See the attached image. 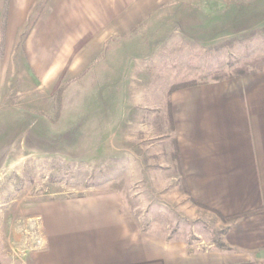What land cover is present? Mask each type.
I'll return each mask as SVG.
<instances>
[{
	"label": "crops",
	"instance_id": "obj_1",
	"mask_svg": "<svg viewBox=\"0 0 264 264\" xmlns=\"http://www.w3.org/2000/svg\"><path fill=\"white\" fill-rule=\"evenodd\" d=\"M36 1L5 0L4 35L8 39L12 30L13 48ZM201 1L46 0L22 45L29 82L40 84L35 95L96 74L107 78L120 73L127 79L124 65L133 61L135 47L138 61L147 59L144 49L154 47L163 58L158 64L169 63L165 71L177 72L176 61L197 57L194 49L213 42L209 35L217 29L207 17L215 13L178 6ZM217 1L255 13L264 10V0ZM237 10L228 14L235 16ZM165 31L170 32L166 39V34L160 36ZM127 48L132 51L126 54ZM114 64H119L116 69ZM204 66L197 68L198 76L188 71L186 79L205 78L210 68ZM168 105L188 203L223 222L252 213L224 223L220 243L205 246L171 227L172 217L161 211L167 206L163 187H140L136 195L130 186L101 187L73 198L26 201L21 211L22 204L14 200L0 204V227L10 212L32 217V222L39 219L45 242L43 248L27 251L24 264H264V71L176 90ZM148 192L160 196L155 208L145 211ZM4 237L0 235L2 243L9 244Z\"/></svg>",
	"mask_w": 264,
	"mask_h": 264
},
{
	"label": "rangeland",
	"instance_id": "obj_2",
	"mask_svg": "<svg viewBox=\"0 0 264 264\" xmlns=\"http://www.w3.org/2000/svg\"><path fill=\"white\" fill-rule=\"evenodd\" d=\"M45 1L34 3L29 20L19 31L13 48L12 30H9L5 40L8 15L5 0H0V114L25 110L44 117L49 127L53 128L51 131L74 130L78 135L73 133V138L86 142V154L78 161L64 156H40L27 152L23 146L24 139L20 138L13 147L7 168L0 176V204L11 205L16 200V205L22 204L21 211L26 201L73 198L95 192L101 187L130 186L135 195L140 187H163L162 202L167 206H163L161 211L172 217L171 227L185 231L192 240L202 241L205 246L219 244L227 222L209 210L192 207L183 193L184 183L168 100L174 86L192 81L212 82L235 75L241 69L251 71L263 68L264 10L255 13L253 8L252 12L244 7L238 9L235 4L228 7V4L217 0L183 3L178 6L205 7L215 13L206 17L210 19V25L213 24L211 28L215 27L218 31L209 35L213 42L194 49L197 57L185 56L183 61H176L177 72L165 71L169 63L158 64L163 58L161 51L154 47L144 49L148 50V57L138 61V49L135 47L131 57L133 61L124 65L128 69L127 79L120 77V73L107 78L96 74L79 81L67 80L55 91H48L49 94L35 95L34 91L41 90L40 84L38 80L32 82L33 86L29 82L30 74L24 63L22 45ZM229 10H237L238 13L230 16ZM221 13L225 15H217ZM155 28L150 29L153 31ZM165 34L164 39L170 32H162L160 36ZM40 50L47 52L49 49ZM130 50L127 48L125 53ZM207 63L210 69L205 70V78L186 79L188 71L198 76L197 68L206 67ZM114 65L116 69L119 64ZM162 67L165 72L161 73L158 69ZM213 68L217 70L213 72ZM87 93H95L89 95L91 106L85 108L84 103L76 104L85 100L83 94ZM87 116L90 121H87ZM64 133L60 134L65 136ZM67 152L74 154L75 151L72 147ZM137 173H141L142 177H134ZM146 196L150 200L144 209L153 210L155 198L160 195L148 192ZM32 221V217H19L12 212L5 216L0 235L8 238L10 243L3 244L0 238L3 264H24L23 256L35 248L31 237L35 227Z\"/></svg>",
	"mask_w": 264,
	"mask_h": 264
},
{
	"label": "water",
	"instance_id": "obj_3",
	"mask_svg": "<svg viewBox=\"0 0 264 264\" xmlns=\"http://www.w3.org/2000/svg\"><path fill=\"white\" fill-rule=\"evenodd\" d=\"M92 94L95 93L83 94L86 96L85 100L76 104L84 103L85 108L90 107L92 101L89 95ZM102 94L99 95L102 96ZM88 118L87 121H90V117ZM47 122L44 117L25 110L0 114V173L7 167L13 147L20 138L24 139L23 146L27 152L40 156H64L74 161L83 159L86 154V142L74 139L73 136L76 134L74 130L60 131V133L66 132L65 136L58 133L59 131H51L53 128L51 129ZM72 147L74 154L67 152V149Z\"/></svg>",
	"mask_w": 264,
	"mask_h": 264
},
{
	"label": "trees",
	"instance_id": "obj_4",
	"mask_svg": "<svg viewBox=\"0 0 264 264\" xmlns=\"http://www.w3.org/2000/svg\"><path fill=\"white\" fill-rule=\"evenodd\" d=\"M263 31H264V29H263ZM249 71V72H248ZM258 71H264V67L263 68H260V69H254L253 68V70H244V69H241V70H239V71H237L236 72V74L235 75H228V76H225L224 78H219V80H223V79H227V78H232V77H235V76H243V75H245V74H247V73H250V72H258ZM218 79H215V81H219ZM199 84H201V83H199V82H197V81H192V82H189V83H187V84H185V85H180V86H174L172 89H171V91H170V93H173L174 91H176V90H179V89H182V88H186V87H193V86H196V85H199ZM177 157H178V162H179V165H180V156H179V153H178V151H177ZM181 166V165H180ZM252 212H250V213H245V214H241V215H237V216H235V217H226V218H223L224 219V221H226V222H229V221H231V220H233V219H235V218H240V217H244V216H247V215H249V214H251Z\"/></svg>",
	"mask_w": 264,
	"mask_h": 264
},
{
	"label": "built area",
	"instance_id": "obj_5",
	"mask_svg": "<svg viewBox=\"0 0 264 264\" xmlns=\"http://www.w3.org/2000/svg\"><path fill=\"white\" fill-rule=\"evenodd\" d=\"M38 221L39 219H37L36 222H34L35 227L33 226L34 231H32V234H31L32 241H34V244H35L34 245L35 249H41L45 245L42 232H41V227Z\"/></svg>",
	"mask_w": 264,
	"mask_h": 264
}]
</instances>
